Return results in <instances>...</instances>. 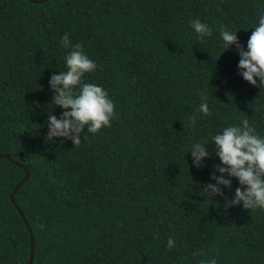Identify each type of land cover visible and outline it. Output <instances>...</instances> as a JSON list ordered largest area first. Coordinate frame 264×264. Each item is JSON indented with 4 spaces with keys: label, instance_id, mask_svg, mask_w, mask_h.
I'll return each mask as SVG.
<instances>
[{
    "label": "trees",
    "instance_id": "obj_1",
    "mask_svg": "<svg viewBox=\"0 0 264 264\" xmlns=\"http://www.w3.org/2000/svg\"><path fill=\"white\" fill-rule=\"evenodd\" d=\"M261 10L264 0H0V264L27 263L16 205L33 264H264V209L226 207L235 177L223 195L201 189L219 162L212 133L246 118L264 135V89L219 38L225 26L246 44ZM195 18L211 36L197 39ZM64 33L96 62L82 79L115 106L77 145L44 140L48 112L62 111L48 80L66 70ZM197 140L209 142L200 167L185 153ZM19 153L29 177L13 204Z\"/></svg>",
    "mask_w": 264,
    "mask_h": 264
},
{
    "label": "clouds",
    "instance_id": "obj_2",
    "mask_svg": "<svg viewBox=\"0 0 264 264\" xmlns=\"http://www.w3.org/2000/svg\"><path fill=\"white\" fill-rule=\"evenodd\" d=\"M189 25L197 34V39L213 33V28L199 18L191 19ZM219 38L223 42V50L235 45L239 56L236 66L238 74L250 84L264 89V10L258 12V20L246 44H240L236 30H229L225 26L219 28ZM60 43L68 49L64 55L66 70L53 72L48 84L53 91L51 101L60 106L62 111L59 116L52 111L48 112L44 140L52 141L61 137L77 145L81 142L85 126L86 133H96L101 127L110 125L115 115V106L107 89L82 79L84 73L94 71L97 67L96 62L83 51L82 45L79 42L72 43L68 33L61 36ZM198 110L209 114L206 100L202 99ZM210 141L219 162L213 165L210 179L201 189L211 198L223 195L222 186H231L232 178L235 177L238 186L231 199L226 200V207L242 204L246 209H264V135L259 134L248 119L242 118L239 123H230L212 133ZM208 144V141L197 140L188 145L185 153H190L193 166L200 167L204 163L203 158L210 155L206 147ZM173 244L170 237L167 247L171 248ZM198 254L203 255V249L193 252V256ZM198 264L217 262L211 257L199 260Z\"/></svg>",
    "mask_w": 264,
    "mask_h": 264
},
{
    "label": "water",
    "instance_id": "obj_3",
    "mask_svg": "<svg viewBox=\"0 0 264 264\" xmlns=\"http://www.w3.org/2000/svg\"><path fill=\"white\" fill-rule=\"evenodd\" d=\"M29 1L30 2H36V3H42L45 0H29ZM0 157L9 158L10 156H9V154H0ZM22 161H23V156L21 153H19V160L13 161L15 164H17L19 167H21L25 171L24 176L13 187V189L9 195V198L13 204H15L14 199H13V195L17 192L20 185L23 182H25L29 177V169L24 164L21 163ZM16 208L18 209V212H19L20 216L22 217V220L24 221V223L27 226L28 231H29V256H28L27 264H33V259H34V238H33V234L31 233V231L27 225L26 218L24 217V214L19 210L17 205H16Z\"/></svg>",
    "mask_w": 264,
    "mask_h": 264
}]
</instances>
